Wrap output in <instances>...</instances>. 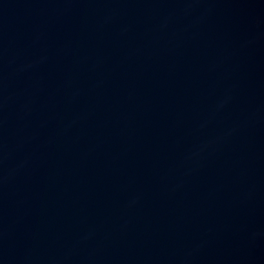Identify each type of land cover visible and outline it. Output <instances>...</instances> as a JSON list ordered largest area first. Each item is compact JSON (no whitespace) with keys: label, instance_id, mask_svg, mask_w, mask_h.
<instances>
[{"label":"water","instance_id":"obj_1","mask_svg":"<svg viewBox=\"0 0 264 264\" xmlns=\"http://www.w3.org/2000/svg\"><path fill=\"white\" fill-rule=\"evenodd\" d=\"M0 264H264V0H0Z\"/></svg>","mask_w":264,"mask_h":264}]
</instances>
